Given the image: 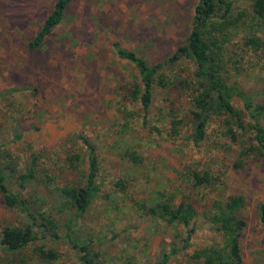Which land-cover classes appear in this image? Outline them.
<instances>
[{
	"label": "rangeland",
	"instance_id": "rangeland-1",
	"mask_svg": "<svg viewBox=\"0 0 264 264\" xmlns=\"http://www.w3.org/2000/svg\"><path fill=\"white\" fill-rule=\"evenodd\" d=\"M253 0H233V14H244L241 25L227 29L222 75L229 84L264 104V24L258 26L262 41L259 49L247 45ZM55 0H0V141L11 150L25 170L33 153L55 171L57 182L79 178L64 165L69 154L87 148L81 135L97 147L100 161L98 182L101 191L77 230L100 252L103 264H123L134 257L138 264H157L163 253L182 247L187 236L183 225H170L147 214V206L162 195L175 194L174 202L187 198L199 215L190 247L173 256L167 264H197L189 254L218 238L204 219V212L217 198L241 193L247 204L244 215L248 226L242 237L247 264H264V233L257 206L264 202V157L236 163L240 151L253 135L252 121L243 99L232 104L241 112L247 128L232 122L237 135L229 134L225 119L229 114L210 112L205 138L192 139L193 102L191 89L180 84L194 82L195 64L188 57L172 60L194 26L200 0H73L65 20L37 48L30 42L40 30ZM119 41L144 56L150 64L162 65L159 76L168 87L155 85L149 112L142 102L126 95L140 83L137 67L121 59L114 48ZM175 80L178 83H175ZM18 87L17 92L11 89ZM132 112L130 121L122 118L124 109ZM173 119L180 120L178 134L172 133ZM264 125V115L261 117ZM22 139L13 141L14 134ZM135 151L143 160L136 164L127 155ZM47 167V166H46ZM87 164L84 165V170ZM208 175L197 181L194 173ZM22 196H47L52 208L53 195L42 185L21 189L9 182ZM51 203V204H50ZM55 204V201H54ZM66 217V212L59 214ZM22 214L11 212L0 193V239L6 224H21ZM64 235V233L62 232ZM39 239L16 254L0 248V264H78L79 253L63 236L47 238L59 258L44 262Z\"/></svg>",
	"mask_w": 264,
	"mask_h": 264
},
{
	"label": "trees",
	"instance_id": "trees-1",
	"mask_svg": "<svg viewBox=\"0 0 264 264\" xmlns=\"http://www.w3.org/2000/svg\"><path fill=\"white\" fill-rule=\"evenodd\" d=\"M73 0H55L52 10L46 16L40 30L30 42L31 48L41 47L53 31L65 20L67 10ZM233 0H200L196 7L195 22L187 36L186 44L172 56V60L188 57L195 64L194 82L197 88L187 80H179L180 84L191 89V100L194 105L192 139L199 143L205 138L210 112L229 114L225 119L229 134L234 140L237 135L232 128V122L238 128L246 129L241 112L233 104L235 96L243 99L246 109L250 112L252 121L248 123L253 132L252 138L240 151L237 167H242L248 158L264 157V125L261 117L264 115V104H258L253 97L243 92L237 84H229L221 73L224 61V44L228 42L227 29L237 28L244 18L243 13L233 14ZM252 18L250 28L254 33L248 35L247 45L259 49L262 41L257 35L258 26L264 24V0L252 1ZM114 48L121 59L133 63L140 74V83H135L128 93L127 98L132 101H141L144 111L149 112L155 85L168 87V81L158 73L163 64L169 60L152 65L136 51L125 48L121 42L115 41ZM175 83L178 81L175 80ZM18 87L11 89L17 92ZM123 119L130 121L132 112L127 108L123 111ZM180 120L173 119L172 133L178 134ZM83 144L87 148L86 156L80 152L69 154L64 160V165L71 172L79 175L69 183L57 182L55 171L48 164L41 165L43 154L35 152L29 160L25 170L22 171L14 153L6 148L0 141V193L3 203L11 212L22 214L21 224H6L3 227L0 239V248L9 253L16 254L27 248L37 240L44 245L39 247V256L44 262L56 261L58 252L52 247L45 249L47 238L52 241L65 236L73 248L79 253L78 264H103L100 252L91 249V243L77 230L80 219L88 212L93 200L101 191L98 182L100 161L96 145L90 139L81 135ZM22 139V134L16 132L13 141ZM127 155L139 164L143 158L135 151H128ZM87 168L84 170V165ZM47 166V167H46ZM197 181L208 180V175L194 173ZM9 182L19 184L21 189L31 184L42 185L54 197L52 208L45 206L47 196L29 194L22 196L17 188L10 186ZM175 194L171 197L162 195L147 206V214L170 225H183L187 229V236L182 247H173L163 253L157 264L167 262L182 250L190 247V241L196 230L199 212L195 205L185 197L178 203L174 202ZM247 204L245 195L237 193L227 198H217L205 210L204 219L211 225L212 230L219 236L212 242L195 248L189 258L197 264H247L245 262L242 237L248 226L244 215ZM258 217L264 233V202L257 206ZM66 212V217L59 214ZM64 233V235L62 234ZM123 264H138L134 257H129Z\"/></svg>",
	"mask_w": 264,
	"mask_h": 264
}]
</instances>
